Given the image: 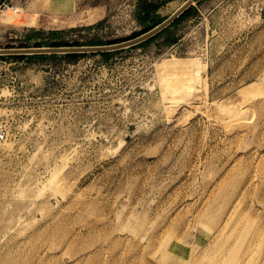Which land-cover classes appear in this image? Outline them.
<instances>
[{
  "label": "rangeland",
  "instance_id": "374dc122",
  "mask_svg": "<svg viewBox=\"0 0 264 264\" xmlns=\"http://www.w3.org/2000/svg\"><path fill=\"white\" fill-rule=\"evenodd\" d=\"M186 1L26 0L0 49L126 43ZM191 8L150 43L0 59V264H264V0Z\"/></svg>",
  "mask_w": 264,
  "mask_h": 264
},
{
  "label": "water",
  "instance_id": "95a60500",
  "mask_svg": "<svg viewBox=\"0 0 264 264\" xmlns=\"http://www.w3.org/2000/svg\"><path fill=\"white\" fill-rule=\"evenodd\" d=\"M198 0H187L181 8L167 18L162 24L151 30L150 32L126 43L112 45V46H96V47H60V48H22V49H0V56L11 55H51V54H68V53H88V52H111L127 47L135 46L143 43L150 38H153L164 29L169 27L175 20H177L183 13L191 8Z\"/></svg>",
  "mask_w": 264,
  "mask_h": 264
},
{
  "label": "trees",
  "instance_id": "16d2710c",
  "mask_svg": "<svg viewBox=\"0 0 264 264\" xmlns=\"http://www.w3.org/2000/svg\"><path fill=\"white\" fill-rule=\"evenodd\" d=\"M145 7H147V6H145ZM148 8H150L152 12H149ZM156 10H157L156 7L148 4L147 9L145 8V11H143V12H141V14H139V15H143V17L138 16V22L142 26L143 30L141 33L135 34L133 36V38L140 37V36L150 32L151 30H153L154 28H156L157 26H159L160 24H162L165 21V19L158 20V19L154 18V16L153 17H145L149 13H154V15H156L155 14ZM188 11L185 12L179 19H177L168 28H166L165 30H163L162 32H160L159 34L154 36L153 38H150L146 42H143L142 44L150 43V42L154 41L158 36H160L164 33H167L171 29V27L175 26L182 19V17H184L186 15V13H188ZM33 19L35 21L39 22L40 25H43V23L38 21L36 18H33ZM55 34H56V32H52L47 37H41V34L34 32V33L27 35L25 37V41L27 43H33V46H35V47L60 48V47L66 46V45L59 44L58 43L59 41L53 38V36H55ZM103 54H108V53L105 52ZM57 57H58V55H54V54L53 55H45V54H40V55H11V56H0V59L1 60L25 61V62L31 63L34 61L53 59V58H57Z\"/></svg>",
  "mask_w": 264,
  "mask_h": 264
},
{
  "label": "built area",
  "instance_id": "2783aa9c",
  "mask_svg": "<svg viewBox=\"0 0 264 264\" xmlns=\"http://www.w3.org/2000/svg\"><path fill=\"white\" fill-rule=\"evenodd\" d=\"M13 0H4L1 4H0V12H10L13 14H20L22 12V9H20L19 7L13 5L12 3ZM29 15V14H28ZM5 135L0 132V141L4 140Z\"/></svg>",
  "mask_w": 264,
  "mask_h": 264
},
{
  "label": "crops",
  "instance_id": "0c3cea01",
  "mask_svg": "<svg viewBox=\"0 0 264 264\" xmlns=\"http://www.w3.org/2000/svg\"><path fill=\"white\" fill-rule=\"evenodd\" d=\"M4 0H0V4L3 2ZM13 5L14 2L12 1ZM17 7H19L20 9H27V4H26V0H22L21 2L17 3Z\"/></svg>",
  "mask_w": 264,
  "mask_h": 264
},
{
  "label": "bare ground",
  "instance_id": "6f19581e",
  "mask_svg": "<svg viewBox=\"0 0 264 264\" xmlns=\"http://www.w3.org/2000/svg\"><path fill=\"white\" fill-rule=\"evenodd\" d=\"M53 4V3H52ZM49 5V4H48ZM54 5V4H53ZM51 8V7H50ZM54 10V9H53ZM69 10H72V8H70ZM52 11V10H51ZM59 11V10H58Z\"/></svg>",
  "mask_w": 264,
  "mask_h": 264
}]
</instances>
